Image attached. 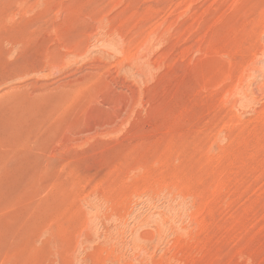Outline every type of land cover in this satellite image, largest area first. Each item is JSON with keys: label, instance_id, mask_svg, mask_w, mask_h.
Instances as JSON below:
<instances>
[{"label": "rangeland", "instance_id": "374dc122", "mask_svg": "<svg viewBox=\"0 0 264 264\" xmlns=\"http://www.w3.org/2000/svg\"><path fill=\"white\" fill-rule=\"evenodd\" d=\"M0 264H264V0H0Z\"/></svg>", "mask_w": 264, "mask_h": 264}]
</instances>
